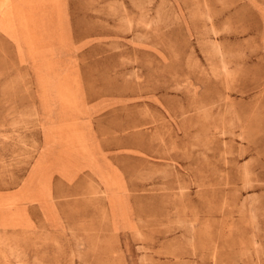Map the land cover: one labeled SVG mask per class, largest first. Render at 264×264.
<instances>
[{"label":"rangeland","instance_id":"374dc122","mask_svg":"<svg viewBox=\"0 0 264 264\" xmlns=\"http://www.w3.org/2000/svg\"><path fill=\"white\" fill-rule=\"evenodd\" d=\"M0 264H264V0H0Z\"/></svg>","mask_w":264,"mask_h":264}]
</instances>
